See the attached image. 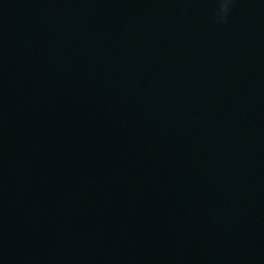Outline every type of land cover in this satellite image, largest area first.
Wrapping results in <instances>:
<instances>
[{"label":"water","instance_id":"obj_1","mask_svg":"<svg viewBox=\"0 0 264 264\" xmlns=\"http://www.w3.org/2000/svg\"><path fill=\"white\" fill-rule=\"evenodd\" d=\"M0 0V264H264V0Z\"/></svg>","mask_w":264,"mask_h":264},{"label":"clouds","instance_id":"obj_2","mask_svg":"<svg viewBox=\"0 0 264 264\" xmlns=\"http://www.w3.org/2000/svg\"><path fill=\"white\" fill-rule=\"evenodd\" d=\"M235 0H216L215 18L218 22H226Z\"/></svg>","mask_w":264,"mask_h":264}]
</instances>
